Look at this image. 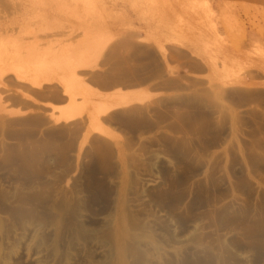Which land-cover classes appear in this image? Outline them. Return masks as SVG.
Segmentation results:
<instances>
[{"label": "rangeland", "instance_id": "374dc122", "mask_svg": "<svg viewBox=\"0 0 264 264\" xmlns=\"http://www.w3.org/2000/svg\"><path fill=\"white\" fill-rule=\"evenodd\" d=\"M251 29L264 0H0V264H264V87L222 51ZM158 67L175 93L95 87Z\"/></svg>", "mask_w": 264, "mask_h": 264}, {"label": "crops", "instance_id": "0c3cea01", "mask_svg": "<svg viewBox=\"0 0 264 264\" xmlns=\"http://www.w3.org/2000/svg\"><path fill=\"white\" fill-rule=\"evenodd\" d=\"M248 38V44L246 41L241 42L239 51L232 52L229 47H223L222 51L230 56H234L235 53L234 57L242 61L245 60L246 53H250L248 60L251 65L249 72L250 82L257 87H264V34H259L257 31L251 29ZM180 49L182 51L171 48L170 51H180L181 57L180 59L169 61L170 67H174L186 75L195 76L197 78H207L211 76L210 66L204 54H201V56H194L187 49ZM165 70L166 69L162 71V69L158 67L153 75H145L132 82L129 81L128 74H116L109 76L106 81L97 82L95 87L104 89L106 93H114V91L116 92V90L120 89L121 92L148 91L154 94L155 97L173 94L176 91V87L168 82H161L162 76L166 75ZM47 98L49 99L50 97L44 96L43 101L49 102L50 99L48 100Z\"/></svg>", "mask_w": 264, "mask_h": 264}, {"label": "bare ground", "instance_id": "6f19581e", "mask_svg": "<svg viewBox=\"0 0 264 264\" xmlns=\"http://www.w3.org/2000/svg\"><path fill=\"white\" fill-rule=\"evenodd\" d=\"M84 1H87V2L89 1V2H90L91 0H84ZM33 54H34V53H33ZM31 55H32V54H31ZM27 56H28V55H27ZM36 57H37V55H36ZM36 57H35V58H36ZM67 58H68V57H67ZM67 58H66V59H67ZM32 59H33V57H32ZM62 62H63V61H62ZM56 63H57V62H56ZM65 63L67 64V62H65ZM65 63H64V64H65ZM69 63H70V62H69ZM69 63H68V64H69ZM34 64H35V62H34ZM34 64H33V66H35ZM66 64H65V65H66ZM70 64H71V63H70ZM70 64H69V67L71 66ZM73 64H75V63H73ZM41 65H43V67H42V66H41V67H42L43 70H44V64H41ZM45 65H46V64H45ZM59 65H61V64H59ZM59 65H56L57 68H61V67H59ZM46 66H47V65H46ZM56 66L54 65V67H56ZM61 66H62V65H61ZM36 67H39V66L36 65ZM41 67H40V68H41ZM63 67H64V65H63ZM73 67H74V66H73ZM75 67H76V65H75ZM77 67H78V66H77ZM77 67H76V68H77ZM33 68H34V67H33ZM42 68H41V69H42ZM45 69H46V68H45ZM48 69H51V68H48ZM67 69H68V66H67ZM73 70H74V68H73ZM71 71H72V70H71ZM71 71H69V72H71ZM74 73H75V72H74ZM81 80H82V78H81ZM84 81H85V80H84ZM65 83H66V86H65V89H64L65 91L62 92V93H63L62 95L65 94L66 96H69L70 99H71L73 95L71 94V88H70V85H69L68 82H65ZM83 83H86V82H83ZM83 83H82V84H83ZM87 83H88V82H87ZM39 85H40V84H39ZM39 85H37V87H38ZM89 85H90V84H89ZM108 85H109V84H108ZM40 86H41V85H40ZM84 86H85V85H84ZM86 88H87V90L89 89L88 86H87V87L85 86V89H86ZM85 89H84V90H85ZM118 89H119V88H118ZM90 90H91V87H90ZM119 90H120V89H119ZM116 91H117V93H115V94H120L121 97L125 98V102H124L125 105H127L128 103L131 102V98L129 97V92H127V91H124V92L122 91V92H120V91H118V90H116ZM59 92H61V91H59ZM114 92H115V91H114ZM1 93H2V92H1ZM7 93H8V92H7ZM7 93H5V94H7ZM110 93H113V92H110ZM2 94H3V93H2ZM54 94H55V93H54ZM8 95H9V94H8ZM8 95H6V96H8ZM11 95H12V94H11ZM41 95H42V94H41ZM65 95H64V96H65ZM0 96H1V95H0ZM3 96H5V95H3ZM42 96L44 97L45 94H43ZM1 97H2V96H1ZM9 97H10V96H9ZM30 97H31V96H30ZM48 97H50V98H49L50 100L53 99V98H52V95H51V96H48ZM58 98H59V96H58ZM11 99H12V96H11ZM23 99H24V97H23ZM28 99H29V98H28ZM44 99H45V98H44ZM47 99H48V98H47ZM49 99H48V100H49ZM14 100H15V99H14ZM57 100H58V99H57ZM0 101H1V100H0ZM27 101H30V99L27 100ZM53 101H54V100H53ZM55 101H56V100H55ZM4 102H5V101L3 100V103H4ZM25 102H26V101H25ZM21 103H22V102H21ZM73 107H74V106H73ZM99 109H100V112L102 113V115H105V114L108 112V110H109L108 107H102V108H99ZM73 111H74V110H73L72 105H71L69 108H67L66 110H64L63 112H61L60 115L53 117V119H55L58 123H59V121H60L62 118H64L63 121H67V120L71 119V118L75 115L74 113H72ZM12 112L14 113L13 115H15V114L18 113L19 111L16 109V111H12ZM23 112H24V111H23ZM20 113H21V112H19V114H20ZM21 114H22V113H21ZM23 114H24V113H23ZM17 115H18V114H17ZM55 120H54V121H55ZM56 121H55V122H56ZM55 122H54V123H55ZM57 122H56V123H57ZM97 128H99V127L97 126Z\"/></svg>", "mask_w": 264, "mask_h": 264}]
</instances>
